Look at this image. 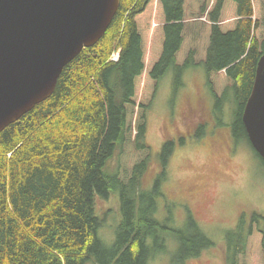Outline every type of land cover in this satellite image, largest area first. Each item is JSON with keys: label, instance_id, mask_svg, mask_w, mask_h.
I'll return each instance as SVG.
<instances>
[{"label": "trees", "instance_id": "trees-1", "mask_svg": "<svg viewBox=\"0 0 264 264\" xmlns=\"http://www.w3.org/2000/svg\"><path fill=\"white\" fill-rule=\"evenodd\" d=\"M262 56L264 0H120L103 39L63 70L55 93L0 133V264H148L168 234L180 243L170 264L213 247L190 213L176 233L156 218L174 145H164L162 173L146 188L148 112L167 73L176 92L185 71L202 66L216 118L242 105L234 126L248 138L242 114ZM114 192L121 222L106 245L96 199ZM263 220L253 214L229 232L227 264H264Z\"/></svg>", "mask_w": 264, "mask_h": 264}, {"label": "rangeland", "instance_id": "rangeland-1", "mask_svg": "<svg viewBox=\"0 0 264 264\" xmlns=\"http://www.w3.org/2000/svg\"><path fill=\"white\" fill-rule=\"evenodd\" d=\"M182 84L175 92L173 73H167L148 112L147 141L153 161L144 186L151 188L162 173L160 154L166 142H172L174 150L164 168L166 178L161 187L163 196L157 200L156 218L161 223L167 220L176 233L188 228L190 213L214 246L186 264H227L226 255L231 261L226 239L229 232L241 222L250 224L253 214L264 217V163L241 125L234 126L242 105L226 104L222 116L216 118L204 67L185 71ZM120 150L118 147L106 173H116ZM120 207L119 192L96 199L95 212L102 224L99 235L106 245L115 241ZM261 227L264 230V220ZM166 237V247L148 264L171 263L180 243L175 234Z\"/></svg>", "mask_w": 264, "mask_h": 264}, {"label": "water", "instance_id": "water-1", "mask_svg": "<svg viewBox=\"0 0 264 264\" xmlns=\"http://www.w3.org/2000/svg\"><path fill=\"white\" fill-rule=\"evenodd\" d=\"M120 0H0V133L48 100L63 70L105 36ZM242 121L264 160V56Z\"/></svg>", "mask_w": 264, "mask_h": 264}, {"label": "built area", "instance_id": "built-area-1", "mask_svg": "<svg viewBox=\"0 0 264 264\" xmlns=\"http://www.w3.org/2000/svg\"><path fill=\"white\" fill-rule=\"evenodd\" d=\"M119 60V54L118 53H114L111 57V61L113 62H118Z\"/></svg>", "mask_w": 264, "mask_h": 264}]
</instances>
